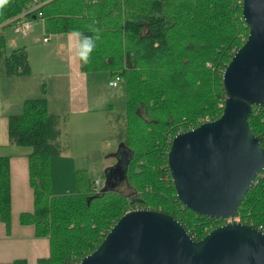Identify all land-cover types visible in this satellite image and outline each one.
Returning <instances> with one entry per match:
<instances>
[{
  "label": "trees",
  "instance_id": "16d2710c",
  "mask_svg": "<svg viewBox=\"0 0 264 264\" xmlns=\"http://www.w3.org/2000/svg\"><path fill=\"white\" fill-rule=\"evenodd\" d=\"M31 0H9L0 10V24L24 13L40 18L44 34L78 30L100 40L86 72L105 70L120 76L124 111L118 140L127 151L123 181L127 194L95 186L86 169L73 174L74 191H51L49 161L62 152L60 117L41 95L26 98L19 113L7 118V138L28 146V181L33 208L22 211L18 222L32 225L45 237L48 254L37 264H78L93 251L110 227L129 209L150 208L176 218L197 241L226 222L184 206L167 166L175 134L221 115L225 93L222 73L248 33L241 14L242 0H40V7L25 12ZM38 11L41 16H38ZM5 38L0 34V50ZM4 75H27L30 66L24 46L4 56ZM110 80V79H109ZM248 127L264 147V107L252 105ZM10 157L0 155V221L9 233ZM234 217L264 232V169L237 205ZM0 264H27L14 259Z\"/></svg>",
  "mask_w": 264,
  "mask_h": 264
},
{
  "label": "water",
  "instance_id": "95a60500",
  "mask_svg": "<svg viewBox=\"0 0 264 264\" xmlns=\"http://www.w3.org/2000/svg\"><path fill=\"white\" fill-rule=\"evenodd\" d=\"M248 33L222 73L221 115L178 132L167 166L179 201L226 222L194 241L171 215L127 210L78 264H264V232L230 221L264 169V147L248 127L252 105L264 107V0H242Z\"/></svg>",
  "mask_w": 264,
  "mask_h": 264
},
{
  "label": "crops",
  "instance_id": "0c3cea01",
  "mask_svg": "<svg viewBox=\"0 0 264 264\" xmlns=\"http://www.w3.org/2000/svg\"><path fill=\"white\" fill-rule=\"evenodd\" d=\"M59 36L60 35L55 34L46 41L43 39L44 43L36 42L30 38L27 41L25 39L16 40V44L14 45L23 44L21 46H24L27 51L30 73L28 75L11 76L4 75V70L2 74L0 73V155H8L10 157L9 179L11 213L9 233L6 231L4 224L0 221V262H10L14 259L22 258L27 261V264H37V259L39 257L48 254L47 239L45 237L35 236L34 227L32 225H22L18 222V215L20 212L30 211L33 208V192L28 181L27 170V153L30 151V148L28 146L15 145L8 141V115L19 113L22 109V102L24 99L40 96L41 85L44 84V95L47 98L48 109L61 119L59 121V128L61 131L60 144L62 152L59 156L51 157L49 163H53V167L58 165L64 166L65 172L59 174L55 178L51 176V187L52 193L54 194H62L64 192L70 193L74 191L73 169L75 167H80L78 164L87 161L90 156L89 154L92 153L89 151V156L87 157L86 152L84 154H77L68 148L69 142H74V131L78 129L80 120L85 118V114L88 112L89 107L87 108V105L89 98L87 92L90 89H87L89 77L85 74L86 72L80 70L79 61L72 54L70 48L66 49L68 53L67 74L62 73L56 59L49 58L50 53L58 55L56 48L63 46L62 37ZM68 39H70V37H68ZM52 41L53 43L47 46ZM32 51L35 56L42 58L41 65L36 64L32 56ZM6 54L7 53H5V55ZM33 71L35 72L34 74ZM47 78H49V80ZM92 78H94V75ZM58 82H61L60 86H58ZM60 88L67 91V100L60 97ZM70 94L75 96L79 94V96L73 99L70 97ZM77 103H81L83 108H79L80 110L73 112L70 107H74ZM91 120L94 122L96 119L94 116H91ZM62 121L64 122L62 123ZM98 136L101 142L104 136L102 134ZM78 140H80V138H78ZM99 184L100 180L98 186Z\"/></svg>",
  "mask_w": 264,
  "mask_h": 264
},
{
  "label": "rangeland",
  "instance_id": "374dc122",
  "mask_svg": "<svg viewBox=\"0 0 264 264\" xmlns=\"http://www.w3.org/2000/svg\"><path fill=\"white\" fill-rule=\"evenodd\" d=\"M0 34H2L5 38V45L0 50V73L4 70V55L5 53H9L12 49L16 47H20L21 45L16 44V40L26 41L30 38L36 42H43V37L46 36L51 38L52 35H60L62 37V45L56 48L55 53H50L51 59H56L58 65L60 66V70L63 74H67V50L69 39L68 37L70 33H55V34H44L42 28V22L39 18H32V28L27 34L28 36H22L20 33L14 32L12 26H7L5 28H0ZM54 41V40H53ZM53 41L47 45L50 46ZM16 46V47H14ZM46 46V47H47ZM27 47V45H26ZM28 49V47H27ZM55 52V51H54ZM62 53V54H61ZM32 56L37 65L42 64V58L37 57L33 54ZM80 68V67H79ZM81 70V69H80ZM82 71V70H81ZM86 72V71H82ZM35 72L33 71V74ZM93 73V74H92ZM88 75L87 81V89L88 90V112L85 114V118L80 120L79 127L74 131L75 138L74 142H69L68 148L75 153H87V161L80 162L78 166L73 169V174L76 169H86L89 177L93 179H99L100 184L98 187L105 188L107 184L108 170L110 168L115 167L117 163L116 157H124L127 156V151L123 148L118 140V133L120 132V128L122 127V113L124 111V91L122 82L118 81L116 86H110L107 84V81L111 79V75L105 70L102 71H91L86 72ZM28 75V74H27ZM94 75V78L92 76ZM49 80V78H47ZM61 85V82H58V86ZM83 93V92H82ZM60 97L64 100H67L68 93L66 90L60 88L59 90ZM78 95L70 94V97L74 99V97H78ZM76 106V107H75ZM74 107L71 106L70 109L73 112L80 110L79 108H83L81 103H77ZM111 108V109H109ZM91 116L95 117V121L91 120ZM61 120V119H60ZM64 121H62L63 123ZM72 134V133H71ZM70 134V135H71ZM99 134L104 136V139L101 140L99 138ZM80 138V140H78ZM109 145V146H108ZM92 153L88 155V152ZM59 156V155H56ZM53 157V156H52ZM50 162V161H49ZM118 174L119 177L114 180L108 188H116L125 193H129V187L123 181V163H119ZM50 166V177H57L59 174H63L65 172L64 166H55L53 167V163H49ZM107 173V174H106ZM75 188V187H74ZM74 190V189H73ZM52 191V187H51ZM70 192V191H69ZM73 192V191H71ZM68 193V192H64ZM62 193V194H64ZM59 194V193H56ZM130 210V209H129Z\"/></svg>",
  "mask_w": 264,
  "mask_h": 264
},
{
  "label": "clouds",
  "instance_id": "9594fccd",
  "mask_svg": "<svg viewBox=\"0 0 264 264\" xmlns=\"http://www.w3.org/2000/svg\"><path fill=\"white\" fill-rule=\"evenodd\" d=\"M9 0H0V10H2ZM90 31L95 35H84L78 30H73L69 36V48L75 58L83 65H87L91 61L92 52L96 48V42L100 40L98 28L90 27Z\"/></svg>",
  "mask_w": 264,
  "mask_h": 264
},
{
  "label": "built area",
  "instance_id": "2783aa9c",
  "mask_svg": "<svg viewBox=\"0 0 264 264\" xmlns=\"http://www.w3.org/2000/svg\"><path fill=\"white\" fill-rule=\"evenodd\" d=\"M42 2L40 0H31L30 1V7L27 11L25 12H32L40 7ZM41 16V12L38 11V16ZM40 19V18H39ZM7 26H12L13 31L20 33L22 36H27L29 31L32 28V18L26 17L24 13H21L20 15L13 17L12 19H9L3 23L0 24V28L7 27ZM43 39L46 41L48 38L45 36ZM120 81V76L119 75H114L109 81L108 84L110 86H116L117 82ZM99 180L95 179L94 184L95 186H98ZM228 220L232 221H238V217H232L229 218Z\"/></svg>",
  "mask_w": 264,
  "mask_h": 264
},
{
  "label": "flooded vegetation",
  "instance_id": "af4514ba",
  "mask_svg": "<svg viewBox=\"0 0 264 264\" xmlns=\"http://www.w3.org/2000/svg\"><path fill=\"white\" fill-rule=\"evenodd\" d=\"M116 159H117V163H116V165H115V167H113V168H110L107 172H108V174L106 175V177H107V186H109V184H111L112 182H114V180H116V178H118L119 177V174H118V167L117 166H119L118 164L121 162V163H123L124 164V161H125V159H124V156L122 155L121 157H116ZM121 174H123V173H121Z\"/></svg>",
  "mask_w": 264,
  "mask_h": 264
}]
</instances>
